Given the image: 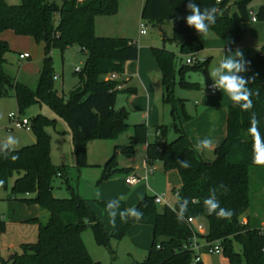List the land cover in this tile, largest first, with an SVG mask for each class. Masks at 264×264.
I'll return each instance as SVG.
<instances>
[{"label": "trees", "instance_id": "16d2710c", "mask_svg": "<svg viewBox=\"0 0 264 264\" xmlns=\"http://www.w3.org/2000/svg\"><path fill=\"white\" fill-rule=\"evenodd\" d=\"M201 10L213 5L218 9L217 19L212 30L219 38H225L230 28L239 41L244 34L240 27L250 21L249 4L252 0H195ZM188 0H144L141 18L144 22L161 24L171 20L173 36L166 38L178 45V53L165 48L151 47L160 72L163 88V102L171 105L172 127L176 137L166 140V125L156 126L159 133L153 142H148V126L145 123L133 125L130 143L120 148L126 158L133 156L137 145H146L148 163L160 161L165 172L175 171L179 187L175 190L180 198H187L190 203L184 219L178 220V198L175 203L158 207L154 195H145L132 208L143 212L140 221L129 219L121 223L119 211L127 208L120 201L115 226L105 231L102 221L88 206L87 200L71 191L69 197H56L53 194V180L58 173L66 181V166L55 167L51 160L50 136L46 127L54 125L55 119L37 114L31 120V130L35 136L33 144L20 149L11 148L0 142V190L9 188V179L18 174L10 187L8 200L25 204H36L47 212L45 221L34 217L26 222L37 225V240L19 245V251L13 252L12 259H0V264H101L94 261L86 249L81 233L90 227L96 244L109 247L111 239L120 240L134 224L152 226L153 240L147 256L137 264H204L201 260L193 263L194 252L184 245L194 231L187 223L189 217L205 221L204 233H196L200 240L218 242L223 248V256L228 264H264V234L260 224L252 225L248 217L243 222L241 217L249 209L250 168L264 167V155L254 162L256 147L249 132L250 112L243 111L233 102L227 109L226 136L213 149V161L203 160L188 139L175 111L173 88L176 76L183 88H197L196 83L185 80L190 71L202 70V64H183L176 68L177 54L198 53L205 47V34L199 35L194 28L187 26L184 17ZM230 7L228 15L224 10ZM118 10V0H22L11 5L0 0V98L13 94L19 112H23L34 103L46 104L68 125L73 143L75 164L78 169L88 166L86 144L89 139H110L128 128V110L115 109L120 91L128 94L135 89H123V81L106 79L109 74L124 73L126 62L138 58L139 48L133 40L115 36H97L95 18L100 15H114ZM257 20L264 22V3L255 11ZM10 30L18 36L32 37L44 46L43 66L35 88L24 85L4 71L5 53L8 43L1 38L4 31ZM77 46L85 54V61L80 71L77 84L67 95L58 94L52 69L51 53L58 50L63 53L68 47ZM249 70L242 75L245 78L255 74L253 90L259 89V97H253L254 107L260 120L261 140L264 146V44L261 51L252 54L248 48H240ZM115 146L113 154L103 165L98 183L111 178L116 173H127L130 169L118 166ZM19 159L12 161L11 155ZM5 157H9L5 159ZM178 160H187L191 167L182 168ZM219 184L227 186V193H217L220 206L231 209L230 219H218L215 214L208 215L203 206V199L209 195V189ZM108 201L98 203L107 209ZM176 208V212L173 209ZM3 226L0 222V231ZM236 244L239 248L236 249Z\"/></svg>", "mask_w": 264, "mask_h": 264}, {"label": "rangeland", "instance_id": "374dc122", "mask_svg": "<svg viewBox=\"0 0 264 264\" xmlns=\"http://www.w3.org/2000/svg\"><path fill=\"white\" fill-rule=\"evenodd\" d=\"M5 1L11 5H17L20 4L22 0ZM261 2L262 0H252L250 4L252 9L250 11L259 6ZM143 4L144 0H118V10L116 14L96 16V35L117 36L118 33L113 31L115 30L114 28H121L126 34L125 37L136 42L141 52L142 46L145 45L149 51H151V47H159L178 53L175 42L163 39L164 37L169 39L173 36L172 21L169 19L164 20L161 24L144 22L141 18ZM142 21L145 23L144 26L146 29V34L143 36L139 35V24ZM105 27H107L108 30L101 31V28ZM240 27L243 29L244 34L239 41L236 39V33L233 28L229 29L225 38H228V36L233 37L237 46L248 48L252 54L259 53L262 45L264 44V22H246L241 24ZM230 34L232 36H230ZM211 35L216 36L212 30H209L208 33L205 34V39ZM3 36L4 39H7L9 47V50L4 55L6 59L4 71L14 80L31 88H35L43 66V44L37 43L32 37L17 36L9 30L5 31ZM76 47L77 46H72L69 50L65 51L63 55L58 50H53L51 53L53 73L56 77L59 76V79H54V84L58 94L60 95H67L79 80L75 71L77 68H81L83 66L85 55L78 52ZM19 52H27L31 55V58L25 61H20L18 58ZM187 56L177 54L175 60L177 69H179L181 65L186 64ZM220 58L221 55H214L211 61L206 62L203 65L202 70L190 71L185 75L186 81L199 83V86L196 89L181 87L179 84V76H176L173 88L175 111L179 114L183 113L181 102L184 103V108L189 113H193L195 111L194 101L197 97H199L202 91L206 92L207 85L213 81L210 73L220 64ZM126 87L135 89V92H132V94L129 93V95L126 91H120L117 95L115 109L119 110L124 107L128 110V128L117 133L110 139H89L86 144V158L87 162L91 163V166H86L81 169L76 167L71 131L67 123L62 118L56 115L55 112L46 104L34 103L21 112L22 116L29 120L37 114H42L48 118L55 119L54 125L46 127V131L50 136V153L52 163L55 167L66 166L68 168V184L73 187L74 192H79L81 196L85 198L95 197V191L101 172V168L98 165H104L106 160L113 154L115 146H118V150L116 152L118 160H124V157L119 149L130 143L133 125L142 123L145 120L142 118L143 100L141 99L142 84L140 80L135 76L127 83V86H124L123 84L122 88L126 89ZM156 90L158 92V81ZM132 95L139 97L138 102H136L135 105H132L128 100V96ZM181 99L183 101H181ZM157 103H160V105L157 106L159 114H162L164 117L163 124L167 125L169 128L166 140L171 141L176 137L170 118L171 105L165 103L163 104L161 102V98L157 101ZM11 112L20 113L17 101L12 93L6 97L0 98V141L8 144L9 136L14 139L16 138L18 143L13 146L14 149H20L23 146L33 144L35 142V136L32 130H9L8 114ZM147 126L149 142H153L156 138L155 127L148 124ZM9 147L11 148L12 146L9 145ZM141 147L142 146L140 145L135 147L136 153L134 154V157L136 160L142 157V151H140ZM154 166L157 168L156 173L162 174L160 164L155 163ZM17 175L18 174H14L9 179L8 189L0 190V219L1 217H4L6 221H27L35 216L43 219V210H41L36 204H25L23 202L13 200L8 201L10 187ZM151 176L152 175H150L149 178ZM168 177L170 186H173V181L174 183L179 184V179L175 171L170 173ZM150 182H152V180H150ZM53 186L54 196L69 197L71 195L67 181L63 177L56 175L53 180ZM166 186L167 189L164 191L157 190L155 191V194L165 195L166 202L171 204L177 196L169 190L170 187L168 184ZM249 193L251 204L245 214L242 215L241 219L244 222L248 217L252 225L258 223L264 226V167L253 166L250 168ZM163 205L164 203H158L159 208ZM44 213H46L47 216V212L44 211ZM203 224L206 230V222L203 221ZM142 226L143 225L137 224L132 225L128 229L126 235L120 240L111 239L109 247L99 246L96 244L90 227H86L82 231L81 237L89 255L96 262H100L101 264H137L138 262L143 261L147 256L148 249L151 247L153 240L151 232L142 233ZM36 240L37 229L34 223L23 222L7 225L2 231H0V258L7 259L10 255H13V252L19 251L20 244L35 242ZM10 243L15 244L13 249L7 248V245ZM88 246L90 249L87 248ZM235 247L236 249L239 248L237 244ZM205 256L207 264H226V259L223 255L205 254Z\"/></svg>", "mask_w": 264, "mask_h": 264}, {"label": "crops", "instance_id": "0c3cea01", "mask_svg": "<svg viewBox=\"0 0 264 264\" xmlns=\"http://www.w3.org/2000/svg\"><path fill=\"white\" fill-rule=\"evenodd\" d=\"M250 4L248 6L250 8L249 10L252 9ZM257 8L258 6L253 8L254 10L252 11L255 12ZM230 11H231V8H230ZM96 22L97 21L95 18V27H96ZM249 22L257 23L260 21L257 20L253 22L250 20ZM114 29L115 30L113 31H116V33H118L117 36L125 37L126 34L124 30H122L121 28H114ZM102 30L105 31V30H108V28L107 27L101 28V31ZM4 32L1 34V38L7 42V39H4V36H3ZM145 34L139 33V35H142V36ZM230 36L232 35L230 34ZM25 37H29V36H25ZM108 37H115V36L112 35ZM163 39H165V37ZM176 46L178 50V45L176 44ZM70 48L71 47H68L65 51L69 50ZM76 48L78 52H81L78 47ZM240 48H243V47L237 46L233 37L228 36V38H219L217 36L211 35L210 37L205 39V47L201 51H199L198 54L201 57L206 58L207 59L206 62L211 61L214 55H217V56L221 55V58L219 59V61L221 62V60L224 58V53L228 54L229 49H231V51L234 52L235 50L240 49ZM64 52L62 53V55L64 54ZM21 53H27V52H19L18 58ZM81 53L84 54L83 52ZM141 54H142V59H141ZM30 58H31V55L29 54L28 58H25V59L19 58V60L25 61ZM135 76L140 80L142 84V96H141V99L143 100L142 118L145 119L143 123H145L146 125L148 124V125H152L153 127H155V136H156L159 133V131L156 130V126L164 125L163 124L164 117L162 114L161 115L159 114L158 106H157V105H160V103H157V101L160 98H161V102L164 104L163 99H162L163 98V95H162L163 88H162V83H161V72H160L159 66L155 58L153 57L151 51H149V49H147L145 45L142 46V52L141 50H139L138 58L136 60L126 62L125 67H124V73L119 75L117 79L123 81L124 86H127V83L130 82V80L133 79ZM56 79H59V76H57ZM157 81H158V92L156 90ZM210 83H213V81ZM196 84L198 88L199 83H196ZM138 98L139 97L135 95L128 96V100L132 105H135V103L138 102ZM181 101L183 100L181 99ZM233 102L234 101L231 100V98L228 96L227 93L221 92L219 90L216 94H211L206 88V92L202 91L199 97H197L196 100L194 101L195 111L193 113H189L184 108L183 102H181L183 113L179 114L176 111L178 120L180 124L182 125L184 132L186 133L188 139L190 140V142L192 143L195 149H196L197 143L200 140L204 138L212 139L213 146L211 149H204L201 151L196 150L199 156L205 161H213V159L215 158L213 154V149L216 146H218L226 136L227 109H228V106L233 104ZM170 118L172 121L171 114H170ZM166 127H167V133H166V137H167L169 128L167 125ZM17 130H20V129H17ZM148 142H149V139H148ZM140 146H142L140 150L142 151V157H140V159H137V160L135 159L134 157V154L136 153V149H135L133 156H131L130 158H126L125 156H123L124 160H121V161L118 160V166L130 169L129 172L116 173L111 178L104 180L100 183H97L94 198L93 197L85 198L81 196L79 192H77L82 198L87 200L88 206L102 221L104 229L108 233L112 230L111 218L108 214V210L102 207L98 203L99 201H110L113 199H119L121 196H124L125 197L124 202H125L126 207L132 208L145 195H159V194H155V191L157 190L164 191L165 189H167L166 188L167 184L170 187L169 190L172 191L173 193L180 185V183L177 184V183H174L173 181V186H170L169 185L170 183L168 182L169 181L168 175L172 173L173 171L165 172L163 168V164L160 161L148 163L146 160V145L144 144ZM155 163L160 164L162 168V174L156 173L157 168L154 166ZM88 166H91V163L88 162ZM98 166L101 168V172H102L103 165L102 166L98 165ZM148 168H153V171L151 173H148L147 179H145V175L147 172L146 169ZM101 172H100V175H101ZM65 174L68 180V174H69L68 168ZM129 175H135V176L140 177L139 182L134 185L127 184L125 179ZM150 175L152 176L149 178ZM150 180H152V182H150ZM67 182H69V180ZM97 192L99 193V197L96 196ZM162 196H163V199L166 201L165 195H162ZM176 200L177 198L174 199V202L171 203V205H173ZM8 201H12V200H8ZM42 212L44 214L43 219H41L38 216H35V217L45 221L48 215L46 216V213H44V211ZM0 222L4 229L7 225H12L13 223H23L26 221L25 220L6 221L4 217H1ZM137 225L144 226V227L142 226V233L151 232V234L153 235L152 226L147 225V224H137ZM261 226L264 227L263 225ZM36 229H37V225H36ZM14 247H15V244H12V243L7 245L8 249H13ZM87 248L90 249L89 246ZM199 252H200L201 261L204 264H207L205 254H210V253H208L207 246L205 245V240L203 239L200 240ZM226 264H228L227 259H226Z\"/></svg>", "mask_w": 264, "mask_h": 264}, {"label": "clouds", "instance_id": "9594fccd", "mask_svg": "<svg viewBox=\"0 0 264 264\" xmlns=\"http://www.w3.org/2000/svg\"><path fill=\"white\" fill-rule=\"evenodd\" d=\"M189 14L184 17L186 24L190 28H194L196 32L201 36L207 34L210 27L214 26L217 19L218 9L215 5L211 7H204L201 10L200 6L195 0H188L186 5ZM250 62L246 61L243 52L240 49L234 52L229 49L228 54L224 53V58L221 60L218 67L210 73L213 80L212 87L219 89L221 92L227 93L228 96L239 106L243 111L250 112L249 117V132L252 134L254 139V147H256V157L254 162H260L259 157L264 155V146H260L261 131H260V120L257 118V113L251 111L254 107L253 97H259V89L253 90L249 87V84L254 83L256 76L255 74L251 77L245 78L242 74L249 70L248 65ZM18 143V140L11 136L8 137V145L12 146L11 151L14 152L13 146ZM213 141L211 138H204L200 140L196 145V150L201 151L204 149H211ZM9 157H5L8 159ZM12 161L19 159L18 155L10 156ZM177 163L182 168L191 167V163L187 160H178ZM147 179V178H145ZM3 181H0V186L3 185ZM228 188L224 184H219L209 189V195L203 199V206L208 215L215 214L218 219H230L233 216L231 209H225L220 206L217 193H227ZM99 197V193H96ZM178 198L179 212H176V208L173 209L176 212L177 219L183 220L186 212L188 211V205L190 201L187 198ZM125 199L121 196L119 199H113L107 202L108 214L111 218L113 226L116 223L117 210L120 209V201ZM159 199V197H158ZM143 212L137 208H124L119 211V217L121 223H127L129 219L140 221L143 218Z\"/></svg>", "mask_w": 264, "mask_h": 264}, {"label": "built area", "instance_id": "2783aa9c", "mask_svg": "<svg viewBox=\"0 0 264 264\" xmlns=\"http://www.w3.org/2000/svg\"><path fill=\"white\" fill-rule=\"evenodd\" d=\"M217 1H220V0H217ZM262 3H264V0H262ZM250 20L253 22L257 21V17L255 15V12H253V11H250ZM144 24L145 23H143V21L140 22V24H139V33L140 34L146 33V29H145ZM28 57H29L28 53H21L19 55L20 59H25ZM206 60H207L206 58L199 56L198 53L189 54L186 57V63L187 64H202ZM80 69L81 68H77L76 71H80ZM118 76H119L118 74L112 73V74H109L106 77V79H112L113 80V79H117ZM55 78H57V77L55 76ZM212 85H213V83H209L207 85V89L211 94H216L219 91V89H214L212 87ZM8 120H9V126H8L9 130H17V129L25 130V131L31 130L30 120L27 119L26 117L22 116L21 113H12V112L9 113L8 114ZM146 170H147V172H146L145 178H147L148 173H151L153 171V168H148ZM58 175H60V174L58 173ZM125 180H126L127 184L134 185V184L139 182L140 177L135 176V175H129L126 177ZM174 194L177 196V192L174 191ZM154 196H155V202L156 203H164V205L172 206L171 204H168L163 199L162 195H154ZM158 197H159V199H158ZM187 223L193 229L194 234L190 239H188V241L184 245V247L188 248L194 252L193 263H196V262L201 260L200 252H199L200 239L196 236V233H204L205 228H204L203 222L198 221L193 217H189L187 219ZM262 233L264 234V228L262 230ZM205 245L207 246L208 253L214 254V255H223V248L218 242H206L205 241Z\"/></svg>", "mask_w": 264, "mask_h": 264}, {"label": "water", "instance_id": "95a60500", "mask_svg": "<svg viewBox=\"0 0 264 264\" xmlns=\"http://www.w3.org/2000/svg\"><path fill=\"white\" fill-rule=\"evenodd\" d=\"M229 11H230V7H227V8L224 10V12L222 13V15H223V16L228 15V14H229ZM12 258H13V255H10V256L8 257V259H12Z\"/></svg>", "mask_w": 264, "mask_h": 264}]
</instances>
